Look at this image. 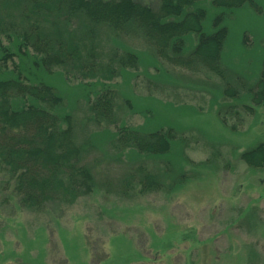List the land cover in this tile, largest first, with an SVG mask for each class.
Masks as SVG:
<instances>
[{"label": "rangeland", "instance_id": "374dc122", "mask_svg": "<svg viewBox=\"0 0 264 264\" xmlns=\"http://www.w3.org/2000/svg\"><path fill=\"white\" fill-rule=\"evenodd\" d=\"M253 1L261 12L249 5L223 11L211 0L196 5L207 12V34L216 15L227 16L226 79L163 64L140 35L111 41L112 50L139 56L137 69L120 71L111 83L48 73L31 51L16 57L29 83L50 85L62 97L56 111L77 123L83 164L92 168L97 187L72 205L32 210L20 204L14 181L0 171V264H264V170L251 169L240 158L264 143V104L250 106L253 113L241 111L240 121L226 116L232 105L253 104L250 91L264 67V0ZM184 40L187 55L199 36ZM4 46L17 51L18 42L0 36V57ZM15 77L12 68L0 67V79ZM226 83L238 87L241 97H225ZM103 85L118 94L116 126L87 121L89 103ZM124 126L173 130L174 148L163 156L116 149L117 130ZM141 167L153 172L161 187L123 193V174L139 176Z\"/></svg>", "mask_w": 264, "mask_h": 264}, {"label": "trees", "instance_id": "16d2710c", "mask_svg": "<svg viewBox=\"0 0 264 264\" xmlns=\"http://www.w3.org/2000/svg\"><path fill=\"white\" fill-rule=\"evenodd\" d=\"M203 1L0 0V36L18 42L17 51L1 48L0 67L12 68L16 77L0 79V171L14 181L13 191L23 207L42 210L51 203L72 205L90 194L97 182L92 168L83 164L84 149L73 116L61 117L56 111L63 104L62 97L50 85L29 83L16 57L31 51L36 64L48 73L60 70L68 80L111 83L120 71L137 69L139 63L133 51L112 50L111 41L140 35L155 48L163 64L193 72L205 69L226 79L222 59L229 37L224 25L227 16L224 12L216 15L213 32L205 33L207 12L196 7ZM211 1L223 11L249 5L261 12L253 0ZM189 34L198 35L199 40L186 55L184 39ZM247 41V37L243 39ZM261 74L250 91L253 104L229 107L228 121H240L241 111L253 113L250 106L264 104V67ZM223 94L229 99L241 97L239 88L231 83H226ZM117 98L113 87L103 85L89 103L87 121L98 126L118 125ZM15 99L23 104L16 106ZM176 139L173 130L148 132L146 126H124L117 130L113 147L163 156L172 152ZM240 158L251 169L264 170V143ZM139 171V176L135 171L123 174V193L138 187L143 194L161 187L153 172L146 167Z\"/></svg>", "mask_w": 264, "mask_h": 264}]
</instances>
